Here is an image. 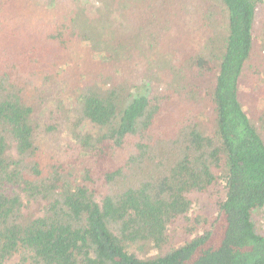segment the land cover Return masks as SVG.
Returning a JSON list of instances; mask_svg holds the SVG:
<instances>
[{"label": "trees", "instance_id": "1", "mask_svg": "<svg viewBox=\"0 0 264 264\" xmlns=\"http://www.w3.org/2000/svg\"><path fill=\"white\" fill-rule=\"evenodd\" d=\"M245 85L264 0H0V264H264Z\"/></svg>", "mask_w": 264, "mask_h": 264}, {"label": "rangeland", "instance_id": "2", "mask_svg": "<svg viewBox=\"0 0 264 264\" xmlns=\"http://www.w3.org/2000/svg\"><path fill=\"white\" fill-rule=\"evenodd\" d=\"M250 90H251V87L249 86L245 85L243 87L242 98H243V103L245 105V108L247 109L249 113L257 112V111L260 112L264 102L261 100L259 93L257 92L250 93ZM48 144L53 148L54 151H56L57 142L55 143L51 142ZM259 220H260V225L262 229L264 230V216L259 215Z\"/></svg>", "mask_w": 264, "mask_h": 264}]
</instances>
